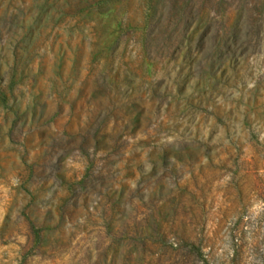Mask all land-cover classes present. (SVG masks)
I'll list each match as a JSON object with an SVG mask.
<instances>
[{"label": "rangeland", "instance_id": "374dc122", "mask_svg": "<svg viewBox=\"0 0 264 264\" xmlns=\"http://www.w3.org/2000/svg\"><path fill=\"white\" fill-rule=\"evenodd\" d=\"M0 264H264V0H0Z\"/></svg>", "mask_w": 264, "mask_h": 264}, {"label": "trees", "instance_id": "16d2710c", "mask_svg": "<svg viewBox=\"0 0 264 264\" xmlns=\"http://www.w3.org/2000/svg\"><path fill=\"white\" fill-rule=\"evenodd\" d=\"M1 99H3V96H1Z\"/></svg>", "mask_w": 264, "mask_h": 264}]
</instances>
